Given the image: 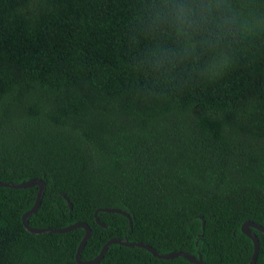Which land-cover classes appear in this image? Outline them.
<instances>
[{"label": "trees", "instance_id": "1", "mask_svg": "<svg viewBox=\"0 0 264 264\" xmlns=\"http://www.w3.org/2000/svg\"><path fill=\"white\" fill-rule=\"evenodd\" d=\"M33 178L46 190L30 226L88 224L84 261L120 238L249 264L242 225L264 227V0H0V182ZM37 193L0 187V264H77L84 228L25 229ZM98 264L194 263L114 244Z\"/></svg>", "mask_w": 264, "mask_h": 264}, {"label": "water", "instance_id": "2", "mask_svg": "<svg viewBox=\"0 0 264 264\" xmlns=\"http://www.w3.org/2000/svg\"><path fill=\"white\" fill-rule=\"evenodd\" d=\"M0 187L14 188V189H28V188H32V187H38V193H37V197H36L34 205L32 206V208L29 211H27L22 216V222H23L25 229L33 235H39V234H44V233H68V232H71L72 230L77 229V228H84L85 229V236L82 239V241L78 247L77 253H76L77 264H98L104 258L105 254L107 253L109 248L114 244H120V245L126 246V247L143 248V249H146L147 251H149L153 256L160 258V259L171 260V259H176L178 257H184L188 261H190L194 264H206L203 260L202 254H200L199 257H196L195 255L190 254L188 252H184V251H173V252H170L167 254H163V253H160L158 250H156L154 247H152L151 245H149L147 243L130 242L128 239H120V238L110 239L103 246L100 254L96 258L89 260V261H84L81 258V253H82L84 247L86 246L88 240L90 239V237L92 235V229L88 224L83 223V222H76L74 224H71V225H69L67 227H63V228H34V227L30 226L29 219L31 218L32 215H34L39 210L41 203H42V200H43L45 190H46V184L43 180L33 178L31 180L22 182L20 184L0 182ZM66 199H67V197H66ZM67 201L69 202L68 199H67ZM69 206H70V208H72V204L70 202H69ZM104 211L123 214L124 216H126L130 220V222H132L130 216L126 212H123L119 209H104ZM96 220L99 224H101V222L98 218ZM253 228L264 233V227L253 222V221H247L242 225V231L253 241V244H254V252H253V255H252V258H251V261L249 264H256L257 259H258V255H259V250H260V240H259L257 234H255L253 232V230H252Z\"/></svg>", "mask_w": 264, "mask_h": 264}]
</instances>
